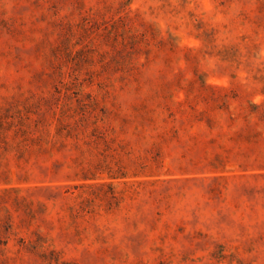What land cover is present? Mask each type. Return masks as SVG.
I'll return each instance as SVG.
<instances>
[{
  "label": "rangeland",
  "instance_id": "obj_1",
  "mask_svg": "<svg viewBox=\"0 0 264 264\" xmlns=\"http://www.w3.org/2000/svg\"><path fill=\"white\" fill-rule=\"evenodd\" d=\"M0 264H264V0H0Z\"/></svg>",
  "mask_w": 264,
  "mask_h": 264
}]
</instances>
